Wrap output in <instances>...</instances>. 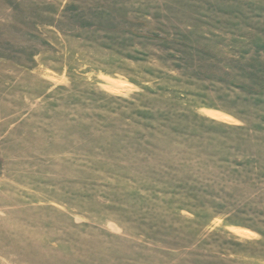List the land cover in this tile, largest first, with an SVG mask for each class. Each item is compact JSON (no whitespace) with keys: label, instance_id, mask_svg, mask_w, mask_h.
<instances>
[{"label":"rangeland","instance_id":"1","mask_svg":"<svg viewBox=\"0 0 264 264\" xmlns=\"http://www.w3.org/2000/svg\"><path fill=\"white\" fill-rule=\"evenodd\" d=\"M0 264H264V0H0Z\"/></svg>","mask_w":264,"mask_h":264}]
</instances>
